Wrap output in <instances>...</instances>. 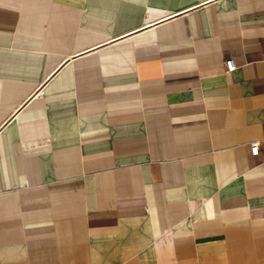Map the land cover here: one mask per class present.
<instances>
[{
	"label": "crops",
	"instance_id": "0c3cea01",
	"mask_svg": "<svg viewBox=\"0 0 264 264\" xmlns=\"http://www.w3.org/2000/svg\"><path fill=\"white\" fill-rule=\"evenodd\" d=\"M0 264H264V0H0Z\"/></svg>",
	"mask_w": 264,
	"mask_h": 264
},
{
	"label": "built area",
	"instance_id": "2783aa9c",
	"mask_svg": "<svg viewBox=\"0 0 264 264\" xmlns=\"http://www.w3.org/2000/svg\"><path fill=\"white\" fill-rule=\"evenodd\" d=\"M233 65L228 66V69H231ZM258 151V142H250L249 143V152L251 155H255Z\"/></svg>",
	"mask_w": 264,
	"mask_h": 264
}]
</instances>
